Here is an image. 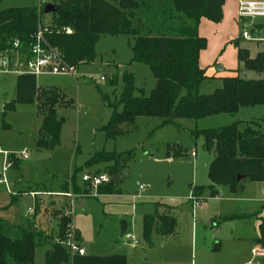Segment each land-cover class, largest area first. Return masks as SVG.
I'll return each instance as SVG.
<instances>
[{
    "label": "rangeland",
    "instance_id": "obj_1",
    "mask_svg": "<svg viewBox=\"0 0 264 264\" xmlns=\"http://www.w3.org/2000/svg\"><path fill=\"white\" fill-rule=\"evenodd\" d=\"M39 1L0 0V9L38 6ZM57 1L42 0V3ZM238 5V0H226L219 22L206 19L199 22L198 33L206 40L199 61L208 77L199 85L201 93L220 87L225 76L264 78V72L247 70L237 60V45L248 48L251 56L258 44L264 48L262 36L253 29L260 26L264 35V17L240 18ZM133 22L142 35H181L182 20L171 0L139 1ZM243 30L250 39L241 36ZM132 43V36L103 35L95 43L93 61L79 64L75 74L35 76L37 86L58 89L73 101L68 107L57 108V115L63 117L64 123L59 145L52 150L38 149L35 144L39 126L36 101L16 104L4 114L5 103L15 96L17 75L0 74V149L10 154L13 161L4 174L6 182L0 184V190L6 191L7 184L9 193L15 195L21 188L39 184L55 186L64 181L67 184L70 181V188L73 184L82 186L83 173H107L113 165V162L87 165V161L97 152H113L121 156L112 178L114 191L99 193L97 188L85 183L80 195L91 197L74 198L76 210L71 216L64 215L60 206L53 207L51 202L44 201L37 224L29 220L34 227L36 224L37 231L45 236L54 235L64 215L70 222L75 217L87 255L122 254L125 264H238L242 251L235 255L233 246L245 242L239 241L235 234L239 231L247 236L252 234V214L264 203V182L245 180L238 195L221 187L218 194L210 196L207 167L212 154L203 148L202 138H194L191 131L217 128L235 121L257 122L264 131V104L241 107L235 114L178 119L177 125H161L158 118L138 116L132 123L122 125L123 133L115 138L107 137L102 127L114 110L121 109L117 101L122 74H133L135 95H140L141 90L148 95L155 83L147 65L131 61ZM22 151L27 154L26 159L20 156ZM2 163L0 153V171ZM139 185L143 188L139 189ZM195 187H202L204 200L200 208L192 209V200L197 198ZM21 194L16 205L23 212L27 205L33 204V199ZM154 202L172 206L176 232L173 235L154 233L147 243L142 234V216L152 212L150 205ZM156 209L163 213L159 205ZM122 218L129 224H121ZM126 233L133 235L137 244L126 240ZM215 242L219 245L215 246ZM48 247L49 242L44 241L36 248L35 264H44Z\"/></svg>",
    "mask_w": 264,
    "mask_h": 264
},
{
    "label": "trees",
    "instance_id": "obj_2",
    "mask_svg": "<svg viewBox=\"0 0 264 264\" xmlns=\"http://www.w3.org/2000/svg\"><path fill=\"white\" fill-rule=\"evenodd\" d=\"M141 0H58L52 3L56 9L44 13L42 3L38 6L7 7L0 9V55L18 40L20 48L27 50L39 27L52 46L57 48L63 60L70 66L93 61L94 46L103 35H128L132 62L147 65L155 79L148 95H135L136 87L132 73L122 74V88L117 105L102 129L107 137L115 138L123 133L122 125L132 123L135 117L160 119V124H176L178 119H201L218 114H235L241 107L264 104V78L246 79L238 75L222 77V84L210 93H201L199 85L207 79L206 69L199 64L206 40L198 33L202 19L217 23L222 18L224 0H171L182 20L181 35L149 36L140 34L133 22L135 9ZM49 20L46 22V18ZM70 28L71 33L65 29ZM256 32V31H255ZM236 43V42H235ZM237 45V43H236ZM237 60L243 68L256 73L264 72V51L251 57L246 48L237 45ZM37 102L39 126L36 136L38 149L52 150L59 145L63 117L57 108L68 107L73 101L54 88H41L31 74L17 75L15 96L5 103L4 114L16 104ZM108 105V103L106 102ZM194 138H202L203 148L212 154L207 167L209 195L218 194L219 188H227L238 195L245 180L264 182V131L254 121H235L217 128L193 130ZM129 154H127L128 156ZM121 156L113 152H97L87 165L113 162L106 172L109 182L97 187L99 193H111L113 176ZM241 178L238 179L237 177ZM67 189V182L62 185ZM195 187L194 196L202 192ZM75 191V189H74ZM157 209L147 213L142 220V234L150 243L154 233L173 235L177 222L170 207L156 202ZM35 213L38 205L35 204ZM250 216V215H249ZM258 220L257 244L264 249V215L252 214ZM70 218L62 215L54 235L45 236L33 223L9 225L0 219V264H35V250L44 241L49 247L44 252V264H125L122 254L71 256L68 248L55 239L64 240ZM264 264V256L263 262Z\"/></svg>",
    "mask_w": 264,
    "mask_h": 264
},
{
    "label": "built area",
    "instance_id": "obj_3",
    "mask_svg": "<svg viewBox=\"0 0 264 264\" xmlns=\"http://www.w3.org/2000/svg\"><path fill=\"white\" fill-rule=\"evenodd\" d=\"M238 11L240 18L250 17H264V0H238ZM42 4V0L39 1L38 7ZM66 33H71L70 28L65 29ZM243 38H249V34L246 30L241 32ZM75 67L68 65L62 58L61 52L52 47L45 39L41 28L34 35L33 42L30 44L27 50L20 48L18 40L12 42L11 48L0 55V74L13 73L20 74H75ZM0 153L3 154V163L0 171V184L5 181L4 174L7 169L12 165L10 154L0 149ZM23 159L27 158V154L22 151L19 153ZM194 154V153H191ZM110 177L107 173H83L81 181L90 185L93 189H96L99 185L109 182ZM143 187L139 185V189ZM40 192H31L35 195ZM46 194L63 195L70 198L68 206L63 209L64 215H70L73 212V194L71 191L65 192H46ZM201 201L199 198L192 200L193 208L199 207ZM125 239L131 241L132 244H136L137 240L133 235L126 233ZM56 242L64 244L71 256L84 255V248L79 245L76 229L70 222L65 230V239H55ZM254 253L259 254V251L253 250Z\"/></svg>",
    "mask_w": 264,
    "mask_h": 264
},
{
    "label": "crops",
    "instance_id": "obj_4",
    "mask_svg": "<svg viewBox=\"0 0 264 264\" xmlns=\"http://www.w3.org/2000/svg\"><path fill=\"white\" fill-rule=\"evenodd\" d=\"M225 1L226 0H224V4H223V7H222V12H223V9L225 8ZM255 27L257 28V29H255L253 27L254 31H256L255 33L257 35H261L263 40H264V35L262 34L261 27L260 26H255ZM260 41L261 40H258L257 42H260ZM246 49L248 50V48H246ZM260 51H264V48L261 47L260 44H258L256 49H255V54L253 56H255ZM248 52H249V50H248ZM249 55H250V53H249ZM253 56H251V57H253ZM199 64H200V61H199ZM200 66L202 67L201 64H200ZM222 70H223V68L221 67L220 71H222ZM261 73L262 72H259L257 74H261ZM18 182L20 183V181H18ZM64 182L56 184L55 186H50V185L49 186H44V184L43 185L39 184V185H37L36 187H33V188H24V189L21 188L20 190L17 191L18 193L15 194V195H12V194L9 193V187L6 184L7 190L6 191L0 190V219L4 220L9 225H16V226L17 225H26V224L29 223V220H31V221L34 220L35 223L37 222V220H38V218L40 216V210H41L42 207H44V203L43 202L46 201V200L49 201V203L51 202L53 207H56V205H58V207L60 206V208L62 210L65 207L68 206V203L70 202V198L69 197H66V196H63V195H55V194L54 195L53 194L49 195V194H46V192L71 191L72 194H73V197H72L73 205H74V202H75L74 198L80 197V198L86 199V198H90L91 197L90 195L87 196V197L80 195V193L82 192V188L85 186V183H83L82 186H77V185L73 184V187L70 188V181H69L68 184H67V189L65 190V189L62 188V185H63ZM255 183H263V182H255ZM74 189H75V191H74ZM31 192H40V193L32 195V194H30ZM20 193H23L21 195H27L28 194L33 199V204L32 205H27L23 212L19 208V206L16 205V203L18 201L17 196ZM50 196H51V199H50ZM196 197L200 199L201 205H202L203 204V200H204V198L202 196V192H201V194H199ZM140 200H143V199H140ZM104 202H106V201H104ZM139 202H142V201H139ZM36 203L38 205V211L35 213L34 210H35V204ZM155 203L156 202H154L153 205H150V206H152V209H153L152 212L156 208L155 207L156 206ZM163 204H166V203H163ZM166 205H168V204H166ZM201 205L199 207H195V208H193V206H192V209L200 208ZM168 206L171 208L170 209V213L173 214L172 213V206L171 205H168ZM75 210L76 209H75V205H74V208H73V212L74 213H75ZM258 211H261V214L264 215V203L262 204L260 209H258L254 213H256ZM152 212H147V213H152ZM147 213L145 212L143 214V216L145 214H147ZM143 216H142V220H143ZM173 216H174V214H173ZM253 219H254V224H253V232H252V234H249L247 236V235L242 234L240 231L235 234L236 238L239 241H244L245 242L244 245H241V246L240 245H237V246L234 245L233 246L234 251H235V255L237 254V252H241L242 251V255L239 257V261L237 262L238 264H262V262H263L264 249H262L256 242V239L258 238V229H257L258 220H257L256 217H253ZM75 220L76 219L74 217L73 222L71 221V223L73 224L74 228L76 229L79 245L81 247H83L84 251H85V247L83 245V242L81 241L79 228H78V225L76 224ZM36 224H35V227H36ZM121 224L126 226V225L129 224V222H128L127 219L122 218L121 219ZM214 244H215V246L219 245L218 242H215ZM133 245H135V244H133ZM253 250L259 251L260 253L256 254V253L253 252ZM84 255H87L86 252H85ZM90 255H95V254H90Z\"/></svg>",
    "mask_w": 264,
    "mask_h": 264
},
{
    "label": "water",
    "instance_id": "obj_5",
    "mask_svg": "<svg viewBox=\"0 0 264 264\" xmlns=\"http://www.w3.org/2000/svg\"><path fill=\"white\" fill-rule=\"evenodd\" d=\"M55 9H56V7H55L54 4H52V3H45L44 6H43V11H44V13L52 12V11H54ZM218 69L221 70V67L219 66ZM237 178L240 179L241 177L238 176Z\"/></svg>",
    "mask_w": 264,
    "mask_h": 264
}]
</instances>
